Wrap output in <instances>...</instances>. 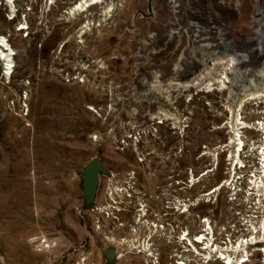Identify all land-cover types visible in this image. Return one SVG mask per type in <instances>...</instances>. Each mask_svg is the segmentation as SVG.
<instances>
[{
    "label": "rangeland",
    "instance_id": "1",
    "mask_svg": "<svg viewBox=\"0 0 264 264\" xmlns=\"http://www.w3.org/2000/svg\"><path fill=\"white\" fill-rule=\"evenodd\" d=\"M79 1L15 0L12 19L0 0V36L14 52L8 80L0 67V264H107V249L113 250L116 264H147L146 252L126 250L124 242L132 239L130 226L154 218L135 215L131 207L140 203L162 215L165 206L172 207V195L193 200L200 186L183 193L181 181L190 172L196 177L210 169L213 147L232 136L225 126L231 117L228 94L184 86L217 78L219 69L211 65L216 59L242 54L259 42L264 46V15L254 18L257 10L264 13V0H243L238 11L221 9L214 0L194 5L176 0L174 14L165 0H125L107 30L98 27L81 39L74 34L84 21L91 14L101 18L111 3L93 7L88 18L67 21L66 11ZM206 12L220 22L215 16L207 19ZM23 20L28 28L19 31ZM223 25L228 30L219 36ZM177 64L181 69H175ZM241 69L248 70L242 84L260 82L253 75L264 71V54L250 57ZM166 98L170 105L163 102ZM173 115L180 117V126ZM241 118L251 125L244 135L258 140L252 126L264 121V103L249 100ZM223 155L202 178L203 193L225 178ZM94 158L103 171L97 172L88 200L81 172ZM155 166L160 170L156 179ZM166 182L165 201H151V190L157 195L156 187ZM196 212L216 218L225 214L222 191L214 207L204 202L196 210L191 207L190 223ZM38 237L51 247H40ZM150 242V252L160 253L159 264H167L166 249L162 254L159 242Z\"/></svg>",
    "mask_w": 264,
    "mask_h": 264
},
{
    "label": "built area",
    "instance_id": "2",
    "mask_svg": "<svg viewBox=\"0 0 264 264\" xmlns=\"http://www.w3.org/2000/svg\"><path fill=\"white\" fill-rule=\"evenodd\" d=\"M255 125L258 126L257 121ZM225 126L229 129L227 122ZM245 129H239V144L213 147L210 169L196 177L190 172L189 178L181 181L183 193L200 186L193 200L182 194L172 195L168 203L172 207L165 208L173 218L163 223L143 219L130 226L132 239L123 241L124 249L143 254L152 234L161 233L167 264H264V130L258 129L259 138L254 141L244 135ZM220 153L224 154L225 178L203 193L202 178L216 169ZM221 191L227 203L225 214L216 218L196 212L194 223L188 221L191 207L196 210L203 202L214 207ZM130 195L125 191L127 198ZM177 215L186 218V222L181 223ZM38 244L48 249L52 243L38 237ZM156 256L152 264H159Z\"/></svg>",
    "mask_w": 264,
    "mask_h": 264
},
{
    "label": "bare ground",
    "instance_id": "3",
    "mask_svg": "<svg viewBox=\"0 0 264 264\" xmlns=\"http://www.w3.org/2000/svg\"><path fill=\"white\" fill-rule=\"evenodd\" d=\"M109 1H110L109 4L111 3L110 8L107 7L108 4L106 3L105 0H80L79 2L76 3L74 7H71L66 11L67 21L77 20L81 16L87 17V15H90L89 11L93 7L97 5H102L104 2L106 3L104 10L102 11V15H101L102 17L100 18V16H97L95 14H91L90 17L88 16L89 18L87 17L88 19L84 21V24H82L81 27L74 34L76 38L81 39L84 35L90 33L93 29H97L98 27L100 29L97 30L106 29V28L108 29V26L114 23L113 18L115 16V10L121 11V9L124 8L123 5L125 0H117L116 6L112 4L113 0H109ZM183 1L187 5L190 4L194 5L199 0H183ZM4 2L5 5L8 6V16L14 19L16 17V12H17V10L15 9V0H4ZM214 2L216 3V6H218L221 9H229L231 7L234 10L238 11L243 0H214ZM232 2H234L233 5ZM175 3L176 0H165L164 3L167 8H170L172 10V11L170 10V12H172L173 14L176 12L175 9L179 7V5H176ZM160 7L162 8V4L160 5ZM143 11H146V8H144ZM170 12L168 11V13ZM209 12L208 13L206 12L207 15L205 14L207 19L212 20L213 16H215L214 19L220 22V19L217 15L211 14ZM197 13L202 14V12L201 13L196 12V14ZM263 15H264L263 10H257L254 13L255 21H258L259 18L262 17ZM135 16L139 17L141 16V14L137 13ZM20 24H21V28L19 31L26 30L28 28L25 20L20 22ZM227 30L228 27L223 25L221 26V28L217 29V33L219 36H221V34H224V32H226ZM261 33L264 34V31H261ZM220 43H223V41H221ZM63 44L64 42L61 43V45ZM255 54L256 55L264 54V46L260 42L255 45V48L244 50L242 54L234 55L233 57H228V58L224 56L223 58H218L216 59L217 61L211 63L213 68H217V70L219 69V74H217V78L214 79V77H212L209 80H202L200 78L196 82H194L192 86H184L186 91H188L189 88H195L197 91L204 93H210L215 91L218 93L226 92L228 94V99L230 101L227 109L230 111L231 117L229 118L227 124L229 126V131L231 132L232 136L231 139L229 138L230 140L227 142L226 144L227 146L233 145L234 143L239 144L240 128L249 129L251 127V125L250 126L247 125L241 118V112L245 104H248L249 100L250 102L254 101L255 104L264 103V71L263 70L260 72L259 75H253L256 76L257 78L260 77L261 78L260 82H256L254 79H250L246 82L247 84H242L243 83L242 81L244 80L246 74L248 73V70L241 69V66L247 63L249 58L254 56ZM13 56H14V52L10 48L8 39L5 36H0V67L2 71V76L5 79L7 78L6 80H8L12 74L13 65H14ZM222 59L225 60L223 61ZM204 62L205 61L202 60L201 64L202 65L205 64ZM185 63L189 64V62H185ZM175 69L179 70L181 69V67L177 64ZM155 87L160 88L161 86L157 85ZM235 89L238 90L237 94L234 92ZM153 99L161 100L160 97L159 98L153 97ZM26 100H27V93H25V101ZM163 102L170 105V99L166 98L165 100H163ZM24 105L27 108V104L24 103ZM169 117L170 116H167L166 114L164 115L165 120L169 119ZM171 119L174 121V125L180 126V123L182 122L180 117L173 115ZM257 125L258 126L254 124L252 126L253 128L257 129L256 131H259L258 129L264 130V121L257 122ZM150 248H151V242L148 241L147 243H145L144 246V252H146V254H148L149 257V262L147 260V264L155 263L153 258L155 257L157 258L156 255H158L157 253L150 252L151 250ZM104 255L106 257L107 264H116L115 263L116 257L113 255L112 249L105 250Z\"/></svg>",
    "mask_w": 264,
    "mask_h": 264
},
{
    "label": "flooded vegetation",
    "instance_id": "4",
    "mask_svg": "<svg viewBox=\"0 0 264 264\" xmlns=\"http://www.w3.org/2000/svg\"><path fill=\"white\" fill-rule=\"evenodd\" d=\"M153 153V152H152ZM152 165L154 166L155 165V163H152ZM162 166L163 167H165V163L164 162H162ZM163 167H162V169H163ZM162 173V172H161ZM158 174H160V170H159V167L158 166H155L154 167V170H153V172H152V177H154V179H156L155 178V176L156 175H158ZM133 178V177H132ZM167 178H168V180L171 178V177H169V175H167ZM135 179V178H134ZM133 184H135V182H133ZM161 184H163L162 183V181L160 182V185ZM167 182H166V184L163 186V188H158V187H156L157 189L156 190H159L160 189V192L156 195L155 194V189H152L151 191H152V193L149 195V199L152 201V200H155V201H159V199H163V201L162 202H164L165 201V199L168 197V195H169V189L167 188ZM166 186V187H165ZM162 190V191H161ZM143 195H145V194H143ZM109 200L111 201V202H113V203H115V201H113L112 199H110V197H109ZM150 201V202H151ZM138 205V207H131V212L133 213V214H135L136 215V212L137 213H139V215L140 214H142V212H145L143 215H146L147 213H149V215L151 216V218H154V219H152V220H157V221H159L160 220V217L162 218V216H163V220H164V222H167V221H169V220H171L172 219V215H171V213L169 212V211H165V209H164V214H162L161 215V213H157L158 211H156L155 210V208H152V207H149L150 208V211H148V210H146L145 208H144V205L143 204H137ZM109 206H111V205H108V207ZM139 206H140V208H139ZM112 208L113 209H115L116 210V208L117 207H114L113 205H112ZM139 208V209H138ZM142 209H143V211H142ZM117 211H119V210H117ZM108 216H109V214H107ZM115 219V218H114ZM117 219V218H116ZM180 222L181 223H184V222H186V218H181L180 219ZM152 241H154V242H159V245H161V250H162V254H164V249H165V246H164V243H163V239H162V234L160 233V234H158V233H154L153 234V236H152ZM153 244L151 243V246H152ZM157 254H158V256H160V253L157 251Z\"/></svg>",
    "mask_w": 264,
    "mask_h": 264
},
{
    "label": "water",
    "instance_id": "5",
    "mask_svg": "<svg viewBox=\"0 0 264 264\" xmlns=\"http://www.w3.org/2000/svg\"><path fill=\"white\" fill-rule=\"evenodd\" d=\"M98 171H103L99 159L94 158L81 172V177L88 191L87 199H91L96 188V174Z\"/></svg>",
    "mask_w": 264,
    "mask_h": 264
}]
</instances>
